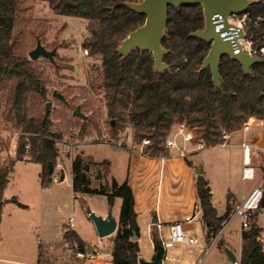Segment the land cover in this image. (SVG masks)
<instances>
[{"label": "trees", "instance_id": "obj_1", "mask_svg": "<svg viewBox=\"0 0 264 264\" xmlns=\"http://www.w3.org/2000/svg\"><path fill=\"white\" fill-rule=\"evenodd\" d=\"M143 0H0V107L8 129L20 131L19 160L30 145V160L43 167L41 186L53 182L58 158V142L62 136L51 130L50 116L45 118L41 107L48 100L47 85L27 51V28L32 22L34 3L48 4L50 10L61 16L87 21L89 36L83 48L91 57L100 59L102 69L98 83L92 88L102 89L109 127L114 139L131 128L137 147L153 158L169 157L166 141L176 125H185L194 134L193 143H204L207 149L220 146L226 133L243 129L254 118L264 120V61L254 64L247 72L238 61L229 56L221 58L220 84L213 81L211 68H203L212 44L194 34L205 28L204 9L201 5L170 7L162 47L167 53V68L155 70V59L149 51L134 49L128 56L120 54L122 42L133 31L145 24L146 16L131 9L128 3ZM253 11L264 12V0H256ZM34 36V33H30ZM46 113V110H45ZM83 119V118H82ZM86 121V119H83ZM91 120V119H90ZM95 127L98 128L95 122ZM83 126V130L86 129ZM187 163H191L187 160ZM0 168V225L4 193L12 168ZM50 166L53 169L50 170ZM97 178L104 180L101 188H93L90 163L78 154L72 164V187L75 194L103 195L112 209L117 199L122 208L117 234L111 248L114 264H140V227L135 212L133 191L127 181L108 183L110 163H94ZM64 180V179H62ZM264 189V183H263ZM208 180L197 176L196 193L202 210L207 241L218 239L233 209L228 198L226 212L218 216ZM14 201L22 208L27 206ZM84 201V199H82ZM264 208V198L261 204ZM259 212L250 219V228L243 231V250L240 264H250L263 254V229L257 224ZM137 240H134V237ZM69 244L79 252L89 245L75 231H64ZM155 252L162 253V241L153 231Z\"/></svg>", "mask_w": 264, "mask_h": 264}, {"label": "rangeland", "instance_id": "obj_2", "mask_svg": "<svg viewBox=\"0 0 264 264\" xmlns=\"http://www.w3.org/2000/svg\"><path fill=\"white\" fill-rule=\"evenodd\" d=\"M32 19L27 31L26 47L28 53L36 49L40 42L48 51H56L54 61L46 58L33 61L34 67L41 73L48 90V100L41 107L45 115L46 105L52 103L50 119L51 130L62 136L58 142L57 165L54 170L53 182L48 188L41 186L42 165L30 160V145L19 160L18 150L21 137L20 131L8 129L3 120L4 109L0 107V168L12 166L9 183L4 193V206L2 211V225L0 227V264H75L72 258L80 250L75 244H69L64 238L65 226L70 219L75 224L74 231L89 243L91 251H99L103 259H109V254L104 250L115 239V235L100 238L93 220L88 214V209L96 215L102 216L106 212L120 219L122 200L117 199L110 210L107 197L103 195H77L72 187V164L78 154H83L90 163V177L93 188H101L104 180L97 178V169L94 163L107 160L110 163L108 183L114 178L125 179L130 164V152L126 149H140L134 140L131 128L119 133V139H114L109 127V119L105 107L102 89H93L92 84L98 83V76L102 69L100 59L86 55L83 48L84 40L89 36L87 21L80 18L54 14L48 4L38 2L32 4ZM60 94L58 98L54 94ZM80 106L81 111L87 116L86 121L75 116V109ZM91 119V120H90ZM98 126L95 127L94 123ZM86 129L83 130V126ZM178 125L174 126L171 134L175 133ZM242 131V129L240 130ZM237 131V132H240ZM126 134H125V133ZM123 133V134H122ZM234 133V132H233ZM232 134V133H228ZM124 137V147L116 145ZM111 141V143H109ZM261 145V142H257ZM72 146L68 152L67 147ZM143 144L141 145V149ZM257 155L253 156V166L257 168L259 176L262 174L264 183V151L255 149ZM243 148L237 146L210 148L203 151L192 152L187 155L195 165V172L204 171L205 178L210 182L214 192V206L220 215L226 212L228 198L231 200L234 192L239 196L241 188L251 182H243ZM140 157V156H139ZM169 160L166 175L160 181L157 165L151 170L149 184L154 196L159 185L163 188L162 209L174 210L189 201V194L185 192V180L181 166L180 153L175 148L169 149ZM168 158V157H165ZM58 167V168H57ZM55 182L54 179L57 178ZM64 179V180H62ZM19 201L28 208L20 207ZM84 199V201H82ZM6 200L10 202L6 203ZM12 200V201H11ZM144 218L146 221H143ZM154 216L143 217L141 223V236L138 239L141 259L152 261L156 255L155 246L150 238L147 223ZM242 220L233 216L225 223L223 239L225 247L218 245V239L207 241L205 227L201 230V214L197 213L193 232L199 240L203 252L193 249L192 253L186 252L184 257L194 264H234L226 253V248L231 249L237 256L240 255L243 241ZM257 224L263 229L261 240L264 245V209L259 212ZM227 226V227H226ZM242 239V241H241ZM169 255L177 257L176 251ZM92 264L90 259H86ZM238 259V264H240ZM163 264H174L163 260ZM250 264H264L263 254Z\"/></svg>", "mask_w": 264, "mask_h": 264}, {"label": "crops", "instance_id": "obj_3", "mask_svg": "<svg viewBox=\"0 0 264 264\" xmlns=\"http://www.w3.org/2000/svg\"><path fill=\"white\" fill-rule=\"evenodd\" d=\"M252 126H253V129L247 133H243L242 131L232 133L230 135V141H229V144L227 146V147L237 146V147L243 148V146H242L243 143H247L250 145L251 166L253 168L254 175H255L254 179H245L243 177V171L246 167L245 157H244V153H243L244 159H243V171L241 174V180L243 182H251V183L248 184L247 187L243 186L241 188L239 196L237 194H235L234 192H230V195H232L231 200H230L231 201L230 204L232 205L233 209L231 211L229 219L232 217V213H233L236 205L239 204L241 201H243L254 187H256L258 184H262V182H261L262 179H260V178H262L263 174L261 176H259V173L257 172L258 169L253 166V156L255 154L257 155V152L255 151L256 148L258 150L264 151V120H257V119L252 118ZM259 141L261 142V145L256 144ZM217 147H222V146H217ZM217 147H214V148H217ZM126 150L129 151L130 155H131L128 174H127L125 179L121 180L122 182H120L116 178H114V180H116L118 183H123V182L127 181L128 184L130 185L132 191H133L134 200H135V212L137 213L138 223H139V227H140V236H141V226H140L141 223H140V221H142L143 217L147 218L149 215L150 216L153 215L154 216L153 220L150 221V219H149L148 223H147V229H148V232L150 234L151 240H152V232L153 231H155L159 235L160 238L166 237L168 234V225L173 223V222H177V221L182 222L184 224L185 228L191 233V235L193 237H195L193 232L195 231L196 227L193 226V221H194L197 213L201 214V228L200 229L202 230L204 228V223L202 220V210H201L200 206L198 205V199H197V193H196L197 176L200 174H202L204 176V171L200 170L201 173L197 174L195 172L194 162L192 160H189L187 157H182L183 159H181L182 160L181 166H182V170H183L184 176H185L183 187H184L185 192H187L189 194V197H190L189 201H187L185 204H183V206H181L179 208H175L174 210L170 209V207H169L170 201H168V204H167L168 208H166V210H163L162 209L163 188L161 187V185H159V187L157 188L156 198H155V202H154V196H153L154 189H152L151 185L149 184V180L151 177V170L153 169L155 164L157 165V170H158V175H159L160 181L164 178L167 170H169L172 167L171 165L169 167H167V161L169 160L170 157H168V158L149 157L143 153L141 148L140 149L132 148V149H126ZM243 152H244V149H243ZM187 160L191 163L190 165L187 163ZM247 161H250V157H249V159L247 158ZM42 171H43V167H42ZM56 177L58 178V176H56ZM72 178H73V176H72ZM209 185H210V182H209ZM44 189H46V188H44ZM212 194L214 195L213 191H212ZM17 202H19V201H17ZM212 202L214 204V198L212 199ZM227 204H228V202H227ZM25 206H27V205H25ZM27 208H28V206H27ZM27 208H24V209H27ZM226 209H227V205H226ZM107 215H108V213L106 212L102 216L105 217ZM223 215H220L218 212V216H223ZM189 219H192V220L188 221ZM117 221L119 223L118 218H117ZM143 221H146V219L144 218ZM1 225H2V222H1ZM1 225H0V227H1ZM223 234H224V231L222 232L221 235L223 236ZM241 241H242V239H241ZM84 242H86V241H84ZM86 243L89 245L88 242H86ZM89 247H90V245H89ZM111 248H112V243L105 250H107V249L111 250ZM89 249H87V250H89ZM194 249L196 251H200V252L204 251L201 248V246H199V240H198L197 248H194ZM105 250H104V252H105ZM242 250H243V243H241L240 255L237 259H240V256L242 255ZM175 251L177 253V257L180 256V258L182 260L181 262L175 263V264H194V263H191L188 259H186V257H184V254L186 252L192 253L193 249L182 246V247L177 248ZM78 254H80V252L76 253L75 257L72 258L73 263H75V264H89V263H87L89 260L87 261L85 258L80 257ZM140 259H141V255H140ZM91 261L94 262L92 264H114L112 262L111 254H109V259L100 258V259H93ZM38 264H40V260H39ZM162 264H163V259H162Z\"/></svg>", "mask_w": 264, "mask_h": 264}, {"label": "water", "instance_id": "obj_4", "mask_svg": "<svg viewBox=\"0 0 264 264\" xmlns=\"http://www.w3.org/2000/svg\"><path fill=\"white\" fill-rule=\"evenodd\" d=\"M256 0H143L141 3H128L127 6L131 9L146 16L145 24L137 30L131 32L122 42L119 52L123 56H128L134 49L140 48L149 51L153 54L156 65L155 70L162 71L167 68L164 62V56L167 51L162 47V41L165 36L166 26L168 21V10L170 7H180L185 5H201L204 9L205 28L202 31L196 32L194 35L212 44L208 57L204 61L203 68H211L213 72V81L218 86L220 84V63L221 58L229 56L232 59L241 63L244 70L247 72L254 64L261 62L256 58H251L244 53L234 54L231 43L221 38L220 34L215 31L212 18L216 14L224 16L235 12H241L250 7ZM57 52L48 51L40 42L36 49L30 52V58L33 61L41 58L54 61ZM55 96L62 98L60 94L55 93ZM52 103L46 105L45 118L51 113ZM74 115L86 119L87 116L81 111L78 106ZM53 166H50V170ZM198 173H201L200 171ZM212 193V191H211ZM10 200H6V203ZM88 214L93 220L100 238L114 235L119 223L117 219L109 212L107 216L96 215L92 210L88 209ZM137 240V237H134ZM111 250H105V253L111 254ZM227 257L234 263L238 264L237 256L229 248H226ZM140 264H162V253L156 252L152 261L139 260Z\"/></svg>", "mask_w": 264, "mask_h": 264}, {"label": "built area", "instance_id": "obj_5", "mask_svg": "<svg viewBox=\"0 0 264 264\" xmlns=\"http://www.w3.org/2000/svg\"><path fill=\"white\" fill-rule=\"evenodd\" d=\"M215 31L220 34L221 38L231 43L234 54L244 53L251 58H256L261 62L264 61V12L253 11L252 7H248L241 12H235L226 16L216 14L212 18ZM86 50V55H88ZM253 129L252 119L246 123L242 129L243 133H247ZM125 133V132H124ZM123 134V133H122ZM126 134V133H125ZM194 134L185 125H178L175 133L167 139V148H175L179 151L181 157H187L188 154L196 151L206 150L204 143H193ZM230 141V134L224 135V142L220 146L227 147ZM149 140L143 141V146L149 144ZM111 143V141H109ZM120 148L124 147V137L116 143ZM244 149V157L246 167L243 171L245 179H254V171L251 166V151L250 145L247 143L242 144ZM26 147H29L27 145ZM68 152L72 150V146L67 147ZM248 156L250 161H247ZM55 182L58 178L54 179ZM264 198V189L262 184L254 187L247 197L236 205L232 216L240 217L242 220L241 227L243 230L250 228L251 216L256 212H261V207ZM189 219L188 221H191ZM65 231H74L75 224L73 219H70L65 226ZM162 247L164 250L163 260H169L172 263L181 262L180 256L175 257L169 255L170 251H174L179 247L185 246L190 249L197 248L198 240L193 237L191 233L185 228L182 222H173L168 225V234L166 237L161 238ZM85 259H100L102 255L99 251L86 250L78 254Z\"/></svg>", "mask_w": 264, "mask_h": 264}, {"label": "bare ground", "instance_id": "obj_6", "mask_svg": "<svg viewBox=\"0 0 264 264\" xmlns=\"http://www.w3.org/2000/svg\"><path fill=\"white\" fill-rule=\"evenodd\" d=\"M248 159H249V156H248Z\"/></svg>", "mask_w": 264, "mask_h": 264}]
</instances>
